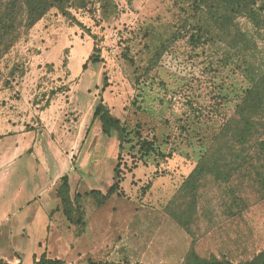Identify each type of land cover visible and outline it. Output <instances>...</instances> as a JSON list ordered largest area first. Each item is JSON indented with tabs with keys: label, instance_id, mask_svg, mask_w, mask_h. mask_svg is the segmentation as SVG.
<instances>
[{
	"label": "rangeland",
	"instance_id": "obj_1",
	"mask_svg": "<svg viewBox=\"0 0 264 264\" xmlns=\"http://www.w3.org/2000/svg\"><path fill=\"white\" fill-rule=\"evenodd\" d=\"M65 10L18 27L0 54V138L47 136L57 148L49 196L0 225V260L184 264L193 249L203 260L252 262L264 251V186L244 164L228 183L207 176L195 197L181 191L247 88L224 45L191 41L195 0H77ZM99 103L125 128L121 150L93 119ZM25 156L7 170L9 194L40 178ZM63 176L73 222L57 197Z\"/></svg>",
	"mask_w": 264,
	"mask_h": 264
},
{
	"label": "trees",
	"instance_id": "obj_2",
	"mask_svg": "<svg viewBox=\"0 0 264 264\" xmlns=\"http://www.w3.org/2000/svg\"><path fill=\"white\" fill-rule=\"evenodd\" d=\"M76 1L0 0V46H2L0 54L6 53L16 42L18 27L32 28L53 8L62 15L69 16L70 14L65 10L66 4L70 3L71 7H75ZM195 6L196 15L194 16L199 17L201 22L197 28V34L191 35V41L194 44L224 45L226 51L223 61L235 67L246 82L247 88L236 105L233 117L222 126L213 144L183 183L181 191L195 197L199 182L207 176L228 183L232 176L243 168V164L244 174L252 185L261 182L264 186V0H195ZM242 21H244V27ZM204 35H206L205 38ZM88 62L96 63L97 60L93 55L90 56L83 65V70L86 69ZM97 118L104 135L109 136L111 132L119 135L121 150L125 128L119 119L112 116L102 103L98 104L93 113V119ZM120 175L119 165H116L114 168L115 182L110 187L109 194L115 193L118 189ZM61 180L62 183L57 189V197L62 203L63 214L73 222L68 178L63 176ZM98 195L101 204L106 196ZM173 217L178 219L176 214ZM178 221L183 227L187 226L186 222ZM0 264L10 263L0 260ZM33 264L67 263L42 256ZM88 264L95 263L89 261ZM184 264L225 263L216 259L203 260L192 249ZM249 264H264V251Z\"/></svg>",
	"mask_w": 264,
	"mask_h": 264
},
{
	"label": "crops",
	"instance_id": "obj_3",
	"mask_svg": "<svg viewBox=\"0 0 264 264\" xmlns=\"http://www.w3.org/2000/svg\"><path fill=\"white\" fill-rule=\"evenodd\" d=\"M47 113L48 110L42 111L40 119ZM23 156L28 157L27 166L32 168V171L40 172V178L38 181H30L29 186L22 191L15 189L9 194L4 185L9 183L11 175L7 170L8 168L13 170L16 167L15 163ZM52 159L57 160V148L47 136L41 138L30 134L0 138V225L8 223L17 211L29 209L49 196L51 177L54 176L55 180L57 177L56 169L50 165Z\"/></svg>",
	"mask_w": 264,
	"mask_h": 264
}]
</instances>
